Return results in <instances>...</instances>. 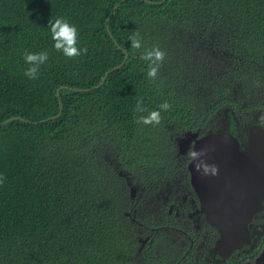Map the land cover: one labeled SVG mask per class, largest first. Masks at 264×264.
<instances>
[{
    "label": "trees",
    "instance_id": "obj_1",
    "mask_svg": "<svg viewBox=\"0 0 264 264\" xmlns=\"http://www.w3.org/2000/svg\"><path fill=\"white\" fill-rule=\"evenodd\" d=\"M57 17L77 27L86 54L55 50ZM153 46L165 53L154 81L140 59ZM26 51L49 53L38 79L24 74ZM263 83L264 0H0V264H190L168 251L175 229L136 253L124 211L172 166L187 174L170 159L174 144L165 155L176 133L198 131ZM141 98L160 124L137 122L148 114L136 111ZM129 174L143 187L134 199Z\"/></svg>",
    "mask_w": 264,
    "mask_h": 264
},
{
    "label": "flooded vegetation",
    "instance_id": "obj_2",
    "mask_svg": "<svg viewBox=\"0 0 264 264\" xmlns=\"http://www.w3.org/2000/svg\"><path fill=\"white\" fill-rule=\"evenodd\" d=\"M239 103V106L232 103L224 106L222 111L218 110L215 115L210 117L209 123H205L207 126L204 125L196 132V137L214 132L218 135L215 137L217 141L228 143L232 141L230 135L235 139L238 145L237 149L233 144L230 147L231 151L227 150L218 155L219 160L230 163L229 166H233V168L231 174H225L222 179L227 185L225 194L215 197L217 199L229 197L234 200L255 201V196L260 195L257 191L261 190L255 184L257 174L255 166H264V157L250 153L246 146L250 140L251 128L259 126L264 128V123L260 122V117L264 115V83L257 86L250 98L240 100ZM186 131L189 130H183L182 135L177 139L186 138L187 136H184ZM194 142L195 139H192L189 146ZM258 150L260 151V147ZM176 155L179 154L176 152ZM178 158V160L186 159L179 156ZM214 165L220 166L219 164ZM180 167L172 166L170 169L172 177L166 181V188L160 187L154 194L150 192L144 203L131 212V220L138 232L136 246L138 248L144 246L145 239L140 237L145 236L148 239L150 235V230H145L144 226L151 228L155 226L153 223H157L156 227L164 230L162 232L163 240L166 239L165 236L173 237L174 229L177 231L175 237L172 238L174 243L171 244L168 251L170 253L175 251V255L180 253L179 260L182 263L264 264V257L262 259L260 256L264 249V198L261 205L251 213L248 219L238 225L241 235L233 241L235 246L231 245L230 247V244L220 246L217 243L218 239L222 237L220 230L210 220L207 212L200 207L201 199L191 181L190 172L187 171L186 174ZM240 182H244L245 185L242 190L235 187ZM215 185L220 187L219 182L215 181ZM139 188L143 189L142 186ZM213 189L215 188L212 187L210 191ZM132 194H134V190L131 192ZM145 202H148L150 206L147 209L149 221L144 224L138 214L143 211ZM171 223H175L176 227L168 225Z\"/></svg>",
    "mask_w": 264,
    "mask_h": 264
},
{
    "label": "water",
    "instance_id": "obj_3",
    "mask_svg": "<svg viewBox=\"0 0 264 264\" xmlns=\"http://www.w3.org/2000/svg\"><path fill=\"white\" fill-rule=\"evenodd\" d=\"M121 2H117L113 9H115ZM112 14V11L110 12L107 21L110 18V15ZM128 57V52L125 49V56L120 64L113 66L108 71L116 68L119 65H122L125 60ZM108 72H106L105 75H107ZM66 86L63 85L60 88H65ZM72 89L78 90V87H72ZM60 99V98H59ZM60 110L57 114L51 115L49 118H56L60 115L62 110V101L60 99ZM13 118H19V116H14L11 118H8L4 120L3 122H7L10 119ZM190 133L188 138L185 140V142H182L180 145L181 149L184 150L189 147V140L194 137L196 132H186ZM218 136L216 133H207L204 134L198 138L195 139L194 146L195 149H205L207 150V155L203 157L204 160L207 161L208 164H219L220 166H217L219 171L217 175H202L201 173L197 172L195 170L194 162L190 159L187 166L190 170L191 174V181L194 184L197 193L201 199L200 205L201 208L204 209L207 212L208 217L210 220L214 223L216 227L221 232L222 237H220L217 241V243L221 246L230 244L235 246L233 244V241L236 240L240 235V222H244L248 219V217L251 215V213L256 210L261 203L263 202L264 198V166H255L257 170V174L255 177V184L256 187H260V191L258 190L257 193H260L259 196H255V201H247V200H234L229 197L217 199L215 196H220L225 194V191L227 189V185L225 182L222 181L224 175H230L232 172L233 166H229L230 163L228 162H222L219 160L218 155L221 154L224 151H231V146L234 144V147L237 149L238 145L235 142V139L230 135L232 138V141H229L228 143H225L221 140L217 141L215 137ZM258 147H260V151L258 150ZM246 149L250 153H255V155H260L261 157H264V128L259 126L258 128H251L250 132V140L248 145L246 146ZM245 149V150H246ZM245 152V151H244ZM241 174V170H240ZM242 176V174H241ZM254 179V178H253ZM215 181L219 182V186L217 187L215 185ZM252 185V184H251ZM253 186V185H252ZM214 187L213 191H210V189ZM235 187L240 188L241 190L245 188L244 182L238 183ZM256 193V194H257ZM252 200V199H251ZM238 229V230H237ZM261 258L264 257V249L262 250L260 254Z\"/></svg>",
    "mask_w": 264,
    "mask_h": 264
},
{
    "label": "clouds",
    "instance_id": "obj_4",
    "mask_svg": "<svg viewBox=\"0 0 264 264\" xmlns=\"http://www.w3.org/2000/svg\"><path fill=\"white\" fill-rule=\"evenodd\" d=\"M50 32H51V37L52 40L54 41V48L58 52H62V54L68 58L80 56L82 53L86 54L87 53V48L81 49L78 47V29L75 25L71 24L68 22L67 19L63 17H57L55 19H51L48 25ZM128 39L131 41V47L133 49L139 50L142 47L141 43V36L138 31L134 32L132 35L128 37ZM165 58V53L158 47V46H153L151 48H146L140 55V59L143 61L148 62V70H147V76L150 80H155L157 77V74L159 72L160 67L162 66V63ZM49 59V53L47 51H42L38 53H33V52H28L26 51L24 53V60L27 64L31 65V67L27 68L25 70V75L28 76L30 79H38L37 73L39 72V66L46 63ZM63 86V85H61ZM60 86V87H61ZM66 86V85H65ZM72 88V87H70ZM61 88H59L60 90ZM159 108L162 109L163 111H168L171 108V105L165 101L161 105H159ZM136 111L137 112H148L146 108L143 107V98H141L137 102L136 106ZM14 117V116H12ZM11 118V117H9ZM8 119V118H6ZM4 119V120H6ZM15 119V118H13ZM161 112L158 110H152L148 112V114L141 115L138 118V123H143L145 125L149 124H160L161 122ZM3 120V121H4ZM11 120V119H10ZM9 121V120H8ZM42 121V120H40ZM260 122L264 123V115L260 117ZM6 123V122H3ZM183 131V130H182ZM180 132V131H179ZM187 132V131H186ZM188 132H197V131H188ZM197 134V133H196ZM189 135H187L186 138L183 140L178 138L179 141L176 142L177 139V133L175 137L173 138V141L170 145V147L167 149L165 155L170 153L173 149V144H174V152L170 156V159L175 158L178 160V156L181 158H186L185 160L181 159V162L186 161V165L188 164L187 162L188 159H191L194 162L195 165V170L202 175H217L218 174V167L214 164H208L206 160L203 159L207 155V150L205 149H195L194 144L190 145L188 148L182 150L180 145L183 146L181 143L185 142V140L188 138ZM176 138V139H175ZM196 135L192 137L188 142H190L192 139H196ZM176 142V143H175ZM189 144V143H188ZM177 154L179 155H176ZM187 171L190 172L187 166ZM6 180V177L0 176V184H3ZM167 183H163L159 187L161 188H166ZM135 189L134 186L131 188V192ZM156 189L154 188L151 193L154 194ZM201 207V206H200ZM131 210H126L124 211V214H128L129 218V224L132 226L133 230L136 232V235L138 232L136 231V226L131 220ZM137 240V239H136ZM138 243V242H137ZM140 250V247L138 248Z\"/></svg>",
    "mask_w": 264,
    "mask_h": 264
},
{
    "label": "rangeland",
    "instance_id": "obj_5",
    "mask_svg": "<svg viewBox=\"0 0 264 264\" xmlns=\"http://www.w3.org/2000/svg\"><path fill=\"white\" fill-rule=\"evenodd\" d=\"M182 132L183 131H180V132H178L177 133V137H179V136H181L182 135ZM184 136H187V134L186 133H184ZM183 140V139H182ZM177 141H179L178 139H176V142ZM175 142V143H176ZM128 181H129V183L130 184H132L134 187H135V189H134V194H132L131 195V198L132 199H134L135 198V195H136V193H137V189H136V186H137V183H135V180L133 179V176L131 175V174H129V177H128ZM138 186L139 187H141L142 185L141 184H138ZM137 196V195H136ZM133 205H135V203H133ZM149 206H150V204L148 203V202H145V204H144V207H143V211H141L138 215L140 216V218H141V220L144 222V224L146 223V222H148L149 220H148V217H147V209L149 208ZM131 210L132 211H134V207H132L131 208ZM157 225H155V226H153V227H151V228H149V227H146V226H144L145 227V230L146 229H149L150 231H149V234H151V233H153V232H158L159 233V231H161V233L164 231V230H162L160 227H156ZM144 231V230H143ZM139 236V235H138ZM141 239H145V242H144V244L143 245H145L146 243H147V237H145V236H141L140 237ZM136 249V253H139V251H138V247H136L135 248Z\"/></svg>",
    "mask_w": 264,
    "mask_h": 264
},
{
    "label": "bare ground",
    "instance_id": "obj_6",
    "mask_svg": "<svg viewBox=\"0 0 264 264\" xmlns=\"http://www.w3.org/2000/svg\"><path fill=\"white\" fill-rule=\"evenodd\" d=\"M147 245V244H146ZM241 246V245H240ZM146 248V247H145Z\"/></svg>",
    "mask_w": 264,
    "mask_h": 264
}]
</instances>
